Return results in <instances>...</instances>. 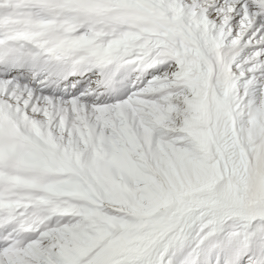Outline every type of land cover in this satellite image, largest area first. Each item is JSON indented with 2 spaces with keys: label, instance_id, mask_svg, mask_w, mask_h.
<instances>
[{
  "label": "snow or ice",
  "instance_id": "6c2138e0",
  "mask_svg": "<svg viewBox=\"0 0 264 264\" xmlns=\"http://www.w3.org/2000/svg\"><path fill=\"white\" fill-rule=\"evenodd\" d=\"M0 264H264V0H0Z\"/></svg>",
  "mask_w": 264,
  "mask_h": 264
}]
</instances>
